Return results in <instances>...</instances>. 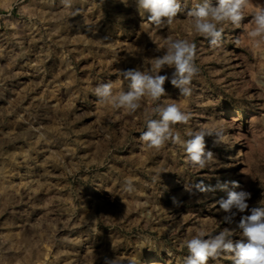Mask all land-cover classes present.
Returning a JSON list of instances; mask_svg holds the SVG:
<instances>
[{
  "label": "rangeland",
  "instance_id": "1",
  "mask_svg": "<svg viewBox=\"0 0 264 264\" xmlns=\"http://www.w3.org/2000/svg\"><path fill=\"white\" fill-rule=\"evenodd\" d=\"M180 2L174 23L157 28L135 0H74L75 16L60 0H0V264H105L116 256L122 264H183L196 229L228 227L241 238V216L264 199V45L248 37L264 0H250L239 27L223 25L220 48L192 29L187 12L196 0ZM169 36L196 45L190 96L166 81L167 95L143 99L135 113L98 103V85L127 91L120 70L149 66ZM168 102L190 113L188 125L174 126L182 139L213 122L225 129V143L205 137L216 165L195 168L181 146L140 140L145 116ZM126 179L132 194L123 191ZM241 190L251 193L249 210L223 223L217 201ZM208 264L233 262L221 255Z\"/></svg>",
  "mask_w": 264,
  "mask_h": 264
},
{
  "label": "clouds",
  "instance_id": "2",
  "mask_svg": "<svg viewBox=\"0 0 264 264\" xmlns=\"http://www.w3.org/2000/svg\"><path fill=\"white\" fill-rule=\"evenodd\" d=\"M140 14H147V21L157 28L171 26L178 13L182 11L180 0H135ZM250 0H196L188 10L191 27L194 33L209 40L210 46L220 48L223 43L225 24L239 27L244 19V11ZM65 10H69L75 16L77 11H71L74 0H60ZM254 28L248 32V37L254 45H264V6H259L252 13ZM239 45L240 40L234 41ZM156 51H160L159 48ZM165 67L174 69L171 75H161ZM196 64V45L189 39L165 38L163 55L151 59L149 66H140L120 70V75L128 82L127 91L114 92L113 83L100 84L94 89L98 103L110 105L115 109H124L129 113H135L141 108V101L145 98L159 102L166 96L165 83L179 89L180 96L191 95V82L198 74ZM155 116L156 118H153ZM191 119L190 113L181 109L175 102L156 103L152 113L145 116L146 131L140 134V140L148 148L159 149L168 142L182 147L190 165L204 169L217 164L214 154L205 151V137H215L214 143H225V129L213 122L198 130L188 129L182 139L175 125H188ZM234 187H239L233 182ZM195 187L206 192L202 184ZM127 194L135 192V186L131 179H126L122 186ZM186 191L192 193V187H186ZM251 193L241 190L229 192L227 199L217 201L219 210L227 215L223 217V223L231 224L237 212L244 213L249 210L247 201ZM236 211H233V210ZM237 229L241 238L234 240L236 229L225 227L215 235L209 234L203 227L196 229L195 234L184 241L188 255L183 264H208L209 259H217L221 255L231 258L233 264H264V199L258 202V206L250 209V214L241 216ZM207 237V238H206ZM105 264H122L119 257H105Z\"/></svg>",
  "mask_w": 264,
  "mask_h": 264
},
{
  "label": "bare ground",
  "instance_id": "3",
  "mask_svg": "<svg viewBox=\"0 0 264 264\" xmlns=\"http://www.w3.org/2000/svg\"><path fill=\"white\" fill-rule=\"evenodd\" d=\"M4 177V176H3ZM6 178V177H5ZM6 180H7V178H6ZM32 180V179H31ZM36 180V179H35ZM4 182V181H3ZM2 182V183H3ZM6 182V181H5ZM22 182V181H21ZM1 183V185H3ZM24 183V182H23ZM4 184H6V183H4ZM7 184H9V183H7ZM10 186V185H9ZM9 186H7V187H9ZM5 188V187H4ZM8 189H10V188H8ZM3 191V190H2ZM14 191H16V188H15V190ZM5 192V191H4ZM4 192H2V193H4ZM11 192V191H10ZM6 193V192H5ZM14 193V192H13ZM4 198V197H3ZM75 239V238H74ZM44 248V247H43ZM55 248V247H54ZM52 251V250H51ZM44 252V251H43ZM56 253H58V248H56V249H54L53 250V252H52V254L54 255V257L57 255ZM44 255V254H43ZM45 255L47 256V253L45 252ZM60 255V254H59ZM58 256V255H57ZM23 258V257H22ZM58 258V257H57ZM70 258V257H69ZM72 258V257H71ZM39 259V261H40V258H38ZM37 259V260H38ZM55 259V258H54ZM35 260V259H34ZM53 261H55V260H53ZM53 261H52V263H53ZM58 260H56V262H57ZM66 261V260H65ZM137 261H139V260H137ZM37 262V261H36ZM35 262V263H36ZM22 263V262H21ZM27 263H31V261L29 262H27ZM42 263V262H41ZM49 263V262H48ZM43 264V263H42ZM44 264H45V261H44ZM64 264V263H63ZM138 264H153V262L152 263H150V262H146L145 260H143V261H140Z\"/></svg>",
  "mask_w": 264,
  "mask_h": 264
}]
</instances>
